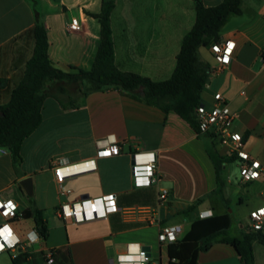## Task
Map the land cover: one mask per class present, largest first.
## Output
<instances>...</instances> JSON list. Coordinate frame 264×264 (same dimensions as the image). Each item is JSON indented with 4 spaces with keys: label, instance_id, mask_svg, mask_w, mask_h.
I'll list each match as a JSON object with an SVG mask.
<instances>
[{
    "label": "crops",
    "instance_id": "1",
    "mask_svg": "<svg viewBox=\"0 0 264 264\" xmlns=\"http://www.w3.org/2000/svg\"><path fill=\"white\" fill-rule=\"evenodd\" d=\"M36 1L48 30L52 63L66 72L72 68L91 70L102 41L101 23L93 15L101 13L102 0ZM202 1L214 7L224 0ZM76 22L80 25L77 30L71 28ZM195 22L194 0H117L112 14L117 66L157 82L170 79L183 40ZM35 24L33 0H0V107L10 102L25 77L36 45ZM220 36L221 41L235 42L233 60L211 74L202 93L203 102L210 106L217 93L226 98L236 116L234 130L245 142L243 150L264 167V0H243L242 14L231 15ZM204 48L207 54L202 58L199 51L201 61L212 70L219 67L211 47ZM66 88L68 93L61 95L55 90L46 98L41 125L22 145L23 162L18 172L9 150L0 147V200H14L19 205V218L12 221V227L25 240L26 231L35 223L22 214L34 207L44 211L49 229L47 240L35 244L20 264H47L48 252H54L53 264H111L130 243L149 247L151 255L157 246L161 259L164 248L168 264V245L159 242L161 229L149 225L150 218L158 219L162 227L182 226L181 239L203 213H230L234 223L229 231L234 227L239 233L235 237L249 232L239 217L235 218L231 205L238 201L239 216H249L264 205V180L245 183L240 177L233 181L224 176L227 164L221 191L210 151L232 155L218 139L196 132L174 112L166 114L118 90L95 92L76 100ZM113 142L121 147L119 156L96 157L99 148ZM138 151L157 153L163 176L158 185L135 187L131 154ZM91 159L96 161L95 171L57 183L54 162L77 164ZM28 178L32 179L31 194L21 184ZM160 188L168 189L169 197L159 209ZM67 190L72 193L62 194ZM108 194L118 196L119 213L83 224H61L57 212L62 204ZM51 209L54 225L48 216ZM153 229L156 237L151 240L145 232ZM62 230L66 236L54 239V233ZM254 253L256 264H264V245L255 242ZM10 255L7 264H13ZM198 264L241 261L232 246L216 241L209 251L199 254Z\"/></svg>",
    "mask_w": 264,
    "mask_h": 264
},
{
    "label": "trees",
    "instance_id": "2",
    "mask_svg": "<svg viewBox=\"0 0 264 264\" xmlns=\"http://www.w3.org/2000/svg\"><path fill=\"white\" fill-rule=\"evenodd\" d=\"M194 2L196 22L183 40L176 69L170 79L157 82L136 73L124 72L116 64L112 14L117 0H102L101 13L93 15L101 23L102 41L92 69L85 71L72 68L70 72L63 71L52 63L48 30L38 2L33 0L36 14L33 30L36 41L34 55L27 65L24 79L13 91L10 102L0 107V147L9 150L15 170L18 172L23 162L21 150L24 141L41 125L46 98L55 90L61 95L68 93L66 87L71 84L79 86L81 96L110 89L118 90L122 95L158 107L166 114L176 113L196 132L201 133L197 108L203 103L202 93L209 83L212 69L201 61L199 51L202 47L208 48L221 41V30L229 17L242 14L243 0H224L214 7L205 6L202 0ZM262 57L264 59V51ZM2 83L0 79V86ZM49 84L52 85L48 87ZM141 89L142 92L139 93ZM58 99L61 101L59 97ZM74 106L73 102L72 107ZM210 157L223 191L224 168L235 162L238 156H221L216 149H212ZM22 216L24 219H33L36 229L47 240L49 229L43 210L30 207ZM233 223L230 213L193 221L184 238L168 245V264H198L199 254L209 251L216 241L232 246L240 257L241 264H256L254 243L264 245V235L244 232L240 237H232L229 229ZM26 258L27 255L20 252L16 259L12 257V261L13 264H20Z\"/></svg>",
    "mask_w": 264,
    "mask_h": 264
},
{
    "label": "built area",
    "instance_id": "3",
    "mask_svg": "<svg viewBox=\"0 0 264 264\" xmlns=\"http://www.w3.org/2000/svg\"><path fill=\"white\" fill-rule=\"evenodd\" d=\"M72 29H79L78 22L71 26ZM235 42L232 40L220 41L211 46V51L217 60L219 67L212 70L218 72L229 66L233 60ZM197 118L200 132L209 134L218 139L220 143L228 148L230 155H237L240 160V177L243 182L250 183L256 180H264V167L261 162L252 158L243 149L245 146L242 135L234 130L236 116L232 113L226 98L217 93L214 95V102L208 106L204 102L197 108ZM122 153L118 143H108L98 149L97 158H110L119 156ZM132 177L136 188H151L162 182L163 176L159 169L158 156L156 152L138 151L131 154ZM54 174L59 185L68 179L87 174L96 170L95 159L87 160L77 164H69L64 160L54 162ZM71 190L63 192L70 195ZM169 190L160 188L158 193V208L160 209L168 200ZM121 211L116 194H108L101 197L82 198L75 202L62 204L58 209V216L65 225H77L86 222L96 221L116 214ZM0 213L5 222L0 225V256L12 254L16 259L19 253H29L30 249L43 237L36 227L26 231V239L22 240L14 228L12 221L19 218V205L14 200H0ZM211 217V214H201V219ZM149 225L160 227L159 242L161 244L177 243L183 235V227L174 225L162 227L160 221L155 218L147 220ZM247 229L252 233L264 235V205L253 210L248 216ZM47 264L54 263V252L45 255ZM113 264H152L151 252L140 243H130L125 250L117 255Z\"/></svg>",
    "mask_w": 264,
    "mask_h": 264
},
{
    "label": "rangeland",
    "instance_id": "4",
    "mask_svg": "<svg viewBox=\"0 0 264 264\" xmlns=\"http://www.w3.org/2000/svg\"><path fill=\"white\" fill-rule=\"evenodd\" d=\"M200 53H201L202 58H205L206 54H207V49L202 47L200 49ZM68 88H69V92L72 95V99H76L77 100L78 98H80L81 95H80V93H78V88H79L78 85H72L71 84V85H68ZM239 165H240L239 162L229 163L227 165L226 170H225L224 176L225 177L226 176H230L233 181H236L237 179H240V171H239V167L240 166ZM238 207H239L238 206V201L234 202L231 205V208L234 209V211H235V218L239 217L242 225L247 227L248 215L239 216L238 211H237ZM53 213H54L53 209L49 210V212H48V216L51 217V219H50V224L51 225H54L56 223L53 220V216H52ZM1 224H3V220L1 219V216H0V225ZM61 224H64V223L62 222ZM145 234L151 240L155 239V237H156V232H155L154 229L146 231ZM229 235L232 236V237H235V236H239V233H237L236 229L233 227L229 231ZM65 236L66 235H65V231L64 230H62L60 233H57V232L54 233V239H56V240H57L58 237L64 238ZM10 256H11L10 254H5L3 256H0V264H7L6 258H11ZM162 257H163V259H161L159 248H157V246H153V250H152V264H161V263L162 264H167L166 251H165L164 248L162 249Z\"/></svg>",
    "mask_w": 264,
    "mask_h": 264
},
{
    "label": "water",
    "instance_id": "5",
    "mask_svg": "<svg viewBox=\"0 0 264 264\" xmlns=\"http://www.w3.org/2000/svg\"><path fill=\"white\" fill-rule=\"evenodd\" d=\"M132 163H133V161H132ZM21 184H22V186L24 187V189L28 192V194H31V193H32L33 185H32V179H31V178H28V179H26V180H23V181L21 182ZM88 197H89V196H84V198H88ZM146 249H147L148 251H150V248H149V247H146ZM111 264H113V261H112Z\"/></svg>",
    "mask_w": 264,
    "mask_h": 264
}]
</instances>
